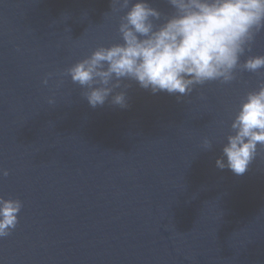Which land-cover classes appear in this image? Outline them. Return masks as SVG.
Masks as SVG:
<instances>
[{"label":"water","instance_id":"95a60500","mask_svg":"<svg viewBox=\"0 0 264 264\" xmlns=\"http://www.w3.org/2000/svg\"><path fill=\"white\" fill-rule=\"evenodd\" d=\"M122 15L111 0H0V196L23 204L0 264H264V154L239 176L215 166L264 75L180 100L123 81L127 107L92 108L62 73L120 42ZM247 55H264V31Z\"/></svg>","mask_w":264,"mask_h":264},{"label":"clouds","instance_id":"9594fccd","mask_svg":"<svg viewBox=\"0 0 264 264\" xmlns=\"http://www.w3.org/2000/svg\"><path fill=\"white\" fill-rule=\"evenodd\" d=\"M168 15L147 0H111L123 10L117 31L120 42L99 46L63 70L83 91L92 108L106 101L127 107L123 81H134L152 94L166 92L177 100L209 82L230 84L237 73L264 75V55H247L258 33L264 31V0H166ZM52 73L41 81L47 85ZM59 86V84H58ZM121 91H115L116 89ZM110 98V100H109ZM53 104L52 99L48 100ZM207 137L204 150L212 148ZM215 166L243 175L264 154V79L247 91L220 146ZM0 168V178L8 176ZM23 207L18 198L0 196V239L18 224Z\"/></svg>","mask_w":264,"mask_h":264}]
</instances>
